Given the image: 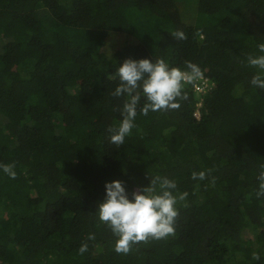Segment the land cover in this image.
Wrapping results in <instances>:
<instances>
[{
  "label": "trees",
  "instance_id": "trees-1",
  "mask_svg": "<svg viewBox=\"0 0 264 264\" xmlns=\"http://www.w3.org/2000/svg\"><path fill=\"white\" fill-rule=\"evenodd\" d=\"M182 12L179 0H0V164L17 173L0 169V264H264V89L247 63L264 55V0H198L197 24ZM129 58L191 61L208 85L147 116L142 95L117 147L107 130L128 97L111 95V75ZM156 176L188 193L175 234L118 254L95 214L105 184L131 199Z\"/></svg>",
  "mask_w": 264,
  "mask_h": 264
},
{
  "label": "clouds",
  "instance_id": "clouds-1",
  "mask_svg": "<svg viewBox=\"0 0 264 264\" xmlns=\"http://www.w3.org/2000/svg\"><path fill=\"white\" fill-rule=\"evenodd\" d=\"M172 35L177 40L187 39L182 31L174 32ZM257 47L260 53H264V43H260ZM247 63L248 66L260 70L252 77L251 85L264 89V55L249 54ZM185 65L187 70L182 71L180 68H170L162 58H155L154 62L150 59L129 58L116 69L111 78H119L120 84L111 95L121 97L126 94L128 99L124 101L121 110L122 120L118 125L110 126L107 130L111 144L119 147L124 143L125 137L131 134V130L135 127L134 120L142 95L145 102L139 111L144 116L150 111L180 108L177 98L187 99L186 93L182 92L184 86L192 84L196 89L195 84L197 82L201 84L204 79V73L198 65L191 61H185ZM0 169L11 179L17 177L14 163L0 164ZM191 178L204 180L207 178V173L194 171ZM150 179V185L133 191L131 199L123 181L115 180L105 184L106 197L98 204L95 214L117 237L114 250L118 254H128L134 244L147 242L150 238L160 240L175 234L174 224L179 214L175 205L178 201H185L188 193L173 195L172 190L177 188V184L167 177L156 176ZM257 179L259 185L256 196L264 197V164L260 165ZM214 182L215 178L212 179V183ZM88 239L94 240L95 235L89 234ZM87 251L88 244L83 243L79 253L83 255ZM260 258L258 252L252 253L253 260L259 261Z\"/></svg>",
  "mask_w": 264,
  "mask_h": 264
},
{
  "label": "rangeland",
  "instance_id": "rangeland-1",
  "mask_svg": "<svg viewBox=\"0 0 264 264\" xmlns=\"http://www.w3.org/2000/svg\"><path fill=\"white\" fill-rule=\"evenodd\" d=\"M197 1L198 0H179V3L183 6V20L187 24H197L201 21L197 12Z\"/></svg>",
  "mask_w": 264,
  "mask_h": 264
},
{
  "label": "built area",
  "instance_id": "built-area-1",
  "mask_svg": "<svg viewBox=\"0 0 264 264\" xmlns=\"http://www.w3.org/2000/svg\"><path fill=\"white\" fill-rule=\"evenodd\" d=\"M207 79H204L202 80L201 84L200 83H196L195 86H196V89L199 90V91H202L205 89V86L208 85V83L206 82Z\"/></svg>",
  "mask_w": 264,
  "mask_h": 264
}]
</instances>
